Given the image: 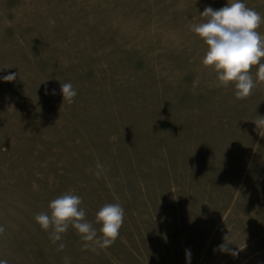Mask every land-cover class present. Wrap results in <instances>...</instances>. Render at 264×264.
<instances>
[{
  "label": "rangeland",
  "instance_id": "374dc122",
  "mask_svg": "<svg viewBox=\"0 0 264 264\" xmlns=\"http://www.w3.org/2000/svg\"><path fill=\"white\" fill-rule=\"evenodd\" d=\"M227 2L0 0V260L264 264V84L218 86L190 30ZM66 192L98 235L99 209L123 207L114 244L84 249L71 226L52 242L34 217Z\"/></svg>",
  "mask_w": 264,
  "mask_h": 264
},
{
  "label": "clouds",
  "instance_id": "9594fccd",
  "mask_svg": "<svg viewBox=\"0 0 264 264\" xmlns=\"http://www.w3.org/2000/svg\"><path fill=\"white\" fill-rule=\"evenodd\" d=\"M200 15L205 21L192 25L190 30L207 46L202 59L203 66L216 73L218 86L234 85L236 99L248 98L257 84H264V36L257 31L264 22V17L247 7L242 0H232L216 10L205 7ZM253 68L256 69L255 78L252 74ZM15 78V73L3 77L5 81ZM61 94L63 101L72 104L77 92L71 83L66 82L61 84ZM258 117L259 119L254 121L255 125L264 127V117ZM81 204L80 196L66 192L50 201L48 212L38 213L34 219L42 230L50 231L53 243L61 241L63 234L71 226L85 242L84 249L110 247L119 237L124 223L123 207L119 203H107L99 209L95 215V223L100 225L98 235L93 223L85 218ZM4 231L0 226V234ZM64 247L61 243L58 250H63ZM245 247L243 243V247L233 251L227 244H222L219 249L237 256ZM185 257L190 264V250H186ZM0 264H7V261L0 260Z\"/></svg>",
  "mask_w": 264,
  "mask_h": 264
}]
</instances>
